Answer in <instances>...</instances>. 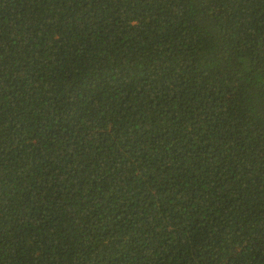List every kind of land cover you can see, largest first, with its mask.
<instances>
[{
	"label": "trees",
	"instance_id": "16d2710c",
	"mask_svg": "<svg viewBox=\"0 0 264 264\" xmlns=\"http://www.w3.org/2000/svg\"><path fill=\"white\" fill-rule=\"evenodd\" d=\"M0 264H264V0H0Z\"/></svg>",
	"mask_w": 264,
	"mask_h": 264
}]
</instances>
